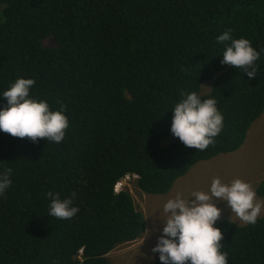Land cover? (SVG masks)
Instances as JSON below:
<instances>
[{
	"label": "trees",
	"instance_id": "1",
	"mask_svg": "<svg viewBox=\"0 0 264 264\" xmlns=\"http://www.w3.org/2000/svg\"><path fill=\"white\" fill-rule=\"evenodd\" d=\"M0 107L18 78L52 110L67 106L59 144L0 131V264H112L106 254L145 231L126 175L165 194L197 162L237 150L264 111V0H0ZM231 29L261 51L250 79L222 65ZM52 37L53 45L42 41ZM210 81L207 92L204 82ZM215 98L223 128L201 151L170 131L181 92ZM255 191L264 198V176ZM72 197L71 219L48 214L47 193ZM228 264H264V216L217 221ZM153 264H160L158 257Z\"/></svg>",
	"mask_w": 264,
	"mask_h": 264
},
{
	"label": "clouds",
	"instance_id": "2",
	"mask_svg": "<svg viewBox=\"0 0 264 264\" xmlns=\"http://www.w3.org/2000/svg\"><path fill=\"white\" fill-rule=\"evenodd\" d=\"M3 22L4 18H0V23ZM47 39L53 41L52 37H47L42 41L43 45ZM216 39L224 46L221 64L241 69L249 80L254 79L260 70L257 61L261 51L254 48L247 38H234L231 29ZM34 84V79L21 77L3 91L2 99H6V105L0 107V131L13 137H27L34 143L44 138L47 142L59 144L69 127L65 114L67 106L58 101L60 107L52 110L46 99L30 95ZM171 111L170 131L187 147L201 151L207 149L223 128L224 118L216 99H203L196 91L181 92ZM12 174L11 167H0V197L12 185ZM130 176L137 178L136 175ZM119 182L115 191L125 190L117 188ZM257 196L253 186L239 178L226 183L215 177L207 191H193L187 197L183 191H176L163 204L165 217L158 216L162 229H154L160 234L151 252L158 254L160 264H228V253L221 251L223 233L215 227L222 211L216 202H226L240 221L254 225L264 211V200ZM74 197L75 193L72 197L61 198L59 193L48 192V214L59 219H71L79 211L74 206Z\"/></svg>",
	"mask_w": 264,
	"mask_h": 264
},
{
	"label": "rangeland",
	"instance_id": "3",
	"mask_svg": "<svg viewBox=\"0 0 264 264\" xmlns=\"http://www.w3.org/2000/svg\"><path fill=\"white\" fill-rule=\"evenodd\" d=\"M45 45H52L53 41L47 39ZM210 81L202 85V91L207 92L211 86ZM264 176V111L261 116L254 121L247 132L243 144L235 151L218 154L207 160L195 163L186 174L175 180L172 188L165 194H147L135 186V176L127 175L118 183V189L128 190L134 199V203L145 217V231L141 237L112 249L108 254V259L113 264H153L158 254H153L151 249L157 242L159 231L162 229L163 204L176 191H183L187 197L193 191L210 188L211 181L215 177H220L222 181L228 183L234 179H241L250 183L254 190L258 182ZM258 199L264 200L257 196ZM217 206L222 210L220 220H230L237 224H245L231 212L226 202L217 201ZM260 216H264L262 211ZM155 256V259L152 257Z\"/></svg>",
	"mask_w": 264,
	"mask_h": 264
}]
</instances>
